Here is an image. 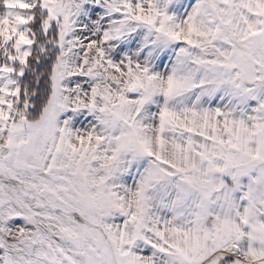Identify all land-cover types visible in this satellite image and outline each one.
Wrapping results in <instances>:
<instances>
[{"label": "snow or ice", "instance_id": "6c2138e0", "mask_svg": "<svg viewBox=\"0 0 264 264\" xmlns=\"http://www.w3.org/2000/svg\"><path fill=\"white\" fill-rule=\"evenodd\" d=\"M0 264H264V0H0Z\"/></svg>", "mask_w": 264, "mask_h": 264}]
</instances>
